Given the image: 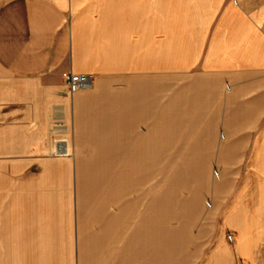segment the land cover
<instances>
[{
    "label": "crops",
    "instance_id": "obj_1",
    "mask_svg": "<svg viewBox=\"0 0 264 264\" xmlns=\"http://www.w3.org/2000/svg\"><path fill=\"white\" fill-rule=\"evenodd\" d=\"M67 73L93 84L72 95ZM57 143L105 162L84 194L102 216L132 157L231 159L223 172L239 178L235 217H193L198 237L165 239L164 217L126 205L84 217L98 227L81 232L76 264H264V0H0V211L4 159L56 172Z\"/></svg>",
    "mask_w": 264,
    "mask_h": 264
},
{
    "label": "rangeland",
    "instance_id": "obj_2",
    "mask_svg": "<svg viewBox=\"0 0 264 264\" xmlns=\"http://www.w3.org/2000/svg\"><path fill=\"white\" fill-rule=\"evenodd\" d=\"M70 143L69 148L64 149L67 156L50 158L52 165L57 166L52 169H58L52 173L18 172L27 171V163L4 159L0 264H76L81 232H84V240L90 241L91 231L98 227L97 224L93 227L91 221L82 227L84 217H124V205L127 207L125 217H164L165 239L177 234H172L171 227L179 230L181 238L193 236V230L198 237L204 222H197L199 225L190 229L193 217H235L239 178L223 172L222 168V164H231V159L183 157H164L158 159V163L152 158L132 157L130 186H126L120 198L115 197L114 190L109 193L115 199L102 216L96 199L87 202L84 194L93 195L98 181L104 180L101 172L89 170L100 167L101 171L105 162L74 157ZM68 169L71 172H66ZM192 173L197 177L189 178ZM135 174L138 178L144 176L145 181L131 189ZM241 176L245 181H252L248 180L251 175ZM261 176L263 179L256 182L255 190L260 195L264 194L258 186V182L260 187L264 182V174ZM238 193L250 198L251 184ZM167 194L172 198L163 203L161 198Z\"/></svg>",
    "mask_w": 264,
    "mask_h": 264
},
{
    "label": "built area",
    "instance_id": "obj_3",
    "mask_svg": "<svg viewBox=\"0 0 264 264\" xmlns=\"http://www.w3.org/2000/svg\"><path fill=\"white\" fill-rule=\"evenodd\" d=\"M64 79L72 95L78 93L81 90L91 87L94 80L92 75L74 74V73L65 74ZM55 155L67 156L66 153L64 152V149L60 145H57L55 150Z\"/></svg>",
    "mask_w": 264,
    "mask_h": 264
}]
</instances>
